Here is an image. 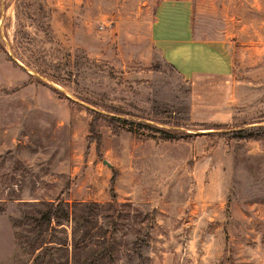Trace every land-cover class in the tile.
Masks as SVG:
<instances>
[{"label": "rangeland", "instance_id": "rangeland-1", "mask_svg": "<svg viewBox=\"0 0 264 264\" xmlns=\"http://www.w3.org/2000/svg\"><path fill=\"white\" fill-rule=\"evenodd\" d=\"M185 1L230 74L163 57L160 0H0V264H264V0Z\"/></svg>", "mask_w": 264, "mask_h": 264}, {"label": "crops", "instance_id": "crops-1", "mask_svg": "<svg viewBox=\"0 0 264 264\" xmlns=\"http://www.w3.org/2000/svg\"><path fill=\"white\" fill-rule=\"evenodd\" d=\"M192 12L190 1L160 0L152 24L154 47L186 77L230 74L234 65L230 48L218 40L195 37Z\"/></svg>", "mask_w": 264, "mask_h": 264}, {"label": "trees", "instance_id": "trees-1", "mask_svg": "<svg viewBox=\"0 0 264 264\" xmlns=\"http://www.w3.org/2000/svg\"><path fill=\"white\" fill-rule=\"evenodd\" d=\"M111 118V122H116L117 120H126V118H122L120 116H117V115H111L110 116ZM140 124H142L143 126L144 125H147L149 126L150 124L146 121H139ZM112 194H113V198L116 197V193H114V189L112 187ZM64 209V202L62 200H59V201H54L53 203H51V205L46 208L43 212V216L44 218L47 220V224L48 226H50V224L53 223V220L56 219V217L58 216L59 214V211L60 210H63ZM46 238H43L42 239V243L39 245V246H43L44 244L47 243V240H45ZM38 255H40V253H38Z\"/></svg>", "mask_w": 264, "mask_h": 264}, {"label": "water", "instance_id": "water-1", "mask_svg": "<svg viewBox=\"0 0 264 264\" xmlns=\"http://www.w3.org/2000/svg\"><path fill=\"white\" fill-rule=\"evenodd\" d=\"M103 162L109 167H115V165L109 159L105 158V159H103Z\"/></svg>", "mask_w": 264, "mask_h": 264}]
</instances>
